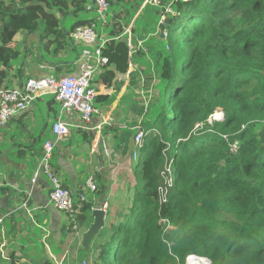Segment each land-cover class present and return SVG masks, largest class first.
Instances as JSON below:
<instances>
[{
    "label": "trees",
    "instance_id": "16d2710c",
    "mask_svg": "<svg viewBox=\"0 0 264 264\" xmlns=\"http://www.w3.org/2000/svg\"><path fill=\"white\" fill-rule=\"evenodd\" d=\"M66 1L76 12L89 2ZM108 1L113 39L104 54L109 64L94 84L100 79L113 83L149 53L148 44L143 49L135 43L141 26L131 27L133 48L123 41L133 15L122 4L138 10L143 0ZM56 2L0 0V69L7 76L21 55L13 45L18 33H37L41 41L52 37L56 50L66 42L64 32L58 30ZM161 2L146 5L154 13L143 16L154 23L164 7L173 10L164 14L170 19L168 28L159 24L167 31L163 47L167 53H157L163 63L162 94L151 113L146 107L142 110L151 120L141 148L146 152L137 165L141 179L127 206L118 208L117 219L107 221L94 237L88 249L92 264H186L192 254L212 264H264V0ZM115 6L119 8L113 10ZM94 20L78 21L72 28ZM147 26L141 37L149 32ZM142 70L135 68L131 85L148 82ZM72 71L73 67L68 70ZM123 84L119 80L117 93ZM104 99L108 106L113 100L99 95L97 102ZM220 110L223 116L211 122ZM168 144L177 177L169 201L161 204L157 187ZM93 208V198L81 190L68 233H75V226L80 229L86 211ZM21 261L14 251L6 264ZM38 264L49 262L41 259Z\"/></svg>",
    "mask_w": 264,
    "mask_h": 264
},
{
    "label": "crops",
    "instance_id": "0c3cea01",
    "mask_svg": "<svg viewBox=\"0 0 264 264\" xmlns=\"http://www.w3.org/2000/svg\"><path fill=\"white\" fill-rule=\"evenodd\" d=\"M117 4L121 7L122 3L117 1ZM122 5L130 9L133 15L130 27L127 29V37H124L130 48L134 47L131 43V27L134 25L141 26V32L145 25H148L146 29L151 27L149 32L146 31L147 36L144 34L141 37V32L135 34V43L139 47L145 49L147 41L156 46V39L161 46L167 43L164 36L167 28L165 30L160 28V20L152 23L149 19H144L145 12L146 14L152 12L148 6L145 8L144 1L138 10L131 9L132 4L129 3ZM149 6L157 5L149 4ZM94 7L96 6L92 0H89L85 8L76 12L71 3L69 4L66 0H57L54 11L59 19L58 30L64 32L66 39L59 50L55 49L57 44H52V37H45L41 41L37 33H18L13 45L21 55L14 62L9 76L4 69H0V87H22L23 83L31 77L57 78L71 73L68 72L71 67L74 71L81 45L79 44V51L78 43L71 39L72 27L78 21L93 19L96 14ZM112 14L113 12L111 18ZM100 35L112 38L105 31ZM21 58H24L23 63ZM144 62L139 59L137 63L131 64L128 74H118L113 83L102 79L95 83L99 95L103 97L106 95L113 99L109 106L106 104V99L96 101L104 114L112 115L110 124L105 125L99 134L98 131L80 128L78 117L68 119L74 121L76 127L72 128L69 136L56 148L53 167L63 185L72 191L77 200L83 190L86 197H93L96 207H101L104 202H108L107 192L99 196L98 200L96 194H91L87 190V178L94 175L97 179L102 177L107 181L108 171L112 167L110 164L115 162L112 161V157L117 159L120 155L133 156L134 152L139 150L135 144L134 127H140L146 134L148 132L146 123L151 119L149 115L141 114V102L134 90L141 88L142 85L130 84L131 74L135 68L143 69ZM119 80L124 81V84L117 93ZM60 108L61 105L56 99L53 102L51 96H46L37 100L25 112L13 117L5 126H0V261H3V264L10 260V254L14 251L16 256L22 259L23 264L30 263L29 258L39 263L45 258L46 247H49L48 241L52 242L54 249L66 243L63 240L67 235L63 233V229L70 219L64 212L49 205L50 182L43 172L37 173L39 161L43 155L44 142L55 138L52 127L60 114ZM132 111L135 114H132ZM101 120L102 118L98 117L93 124L96 125ZM109 152L112 153V157ZM35 177L37 181L33 183L32 180ZM30 190L33 194L29 196ZM110 190L109 196L113 197V190L111 188ZM114 201H117V198ZM109 206H111L110 202H108V208ZM121 206L114 203L111 210L116 211ZM109 216L107 210L106 222ZM90 223L84 232L94 223L93 215ZM66 234L71 235L68 232ZM74 234L72 242H76L75 246L79 249L83 241L82 236L80 237V229H77ZM79 241L81 244L78 243ZM54 258L56 259V255Z\"/></svg>",
    "mask_w": 264,
    "mask_h": 264
},
{
    "label": "built area",
    "instance_id": "2783aa9c",
    "mask_svg": "<svg viewBox=\"0 0 264 264\" xmlns=\"http://www.w3.org/2000/svg\"><path fill=\"white\" fill-rule=\"evenodd\" d=\"M144 6L149 4L161 5V0H143ZM96 6V20L89 25L76 27L71 33V39L81 45L80 54L75 61V70L60 77L40 76L31 77L26 80L22 87L2 88L0 87V126H5L13 117L25 112L37 100L46 96L54 97L61 105L60 114L53 123L52 131L54 139H47L43 145V155L39 161L37 173L43 172L51 185L49 192V205L64 212L68 218L75 215L77 199L72 191L66 188L60 177L55 173L53 167L54 152L58 145L69 136L74 121L68 119L79 118V127L85 130L98 131V134L105 125L110 124L112 115L104 114L97 106L98 88L95 86V78L102 73L109 64V58L104 54V48L113 39L109 36H101L97 33V21L104 26L109 24L108 15L110 4L108 0H94ZM166 12L173 13L172 7L167 6ZM160 23H165L163 14ZM167 37V32H164ZM223 114V113H222ZM102 120L93 124L96 118ZM210 118L215 120L216 113ZM212 122V121H211ZM135 144L139 148L134 152V158L138 159L146 133L140 127H134ZM171 145L168 144L163 151L165 158L164 165L159 172L160 184L157 187V198L161 204L167 203L175 186L177 171L173 157L170 155ZM236 149V146H234ZM36 183L37 177L33 180ZM86 188L90 193H96L97 184L94 175L86 180ZM33 194L30 190L29 196ZM82 196V195H81ZM80 196V197H81ZM84 199V198H82ZM101 208L108 210V202H104ZM163 221L168 222L167 219ZM169 227V226H168ZM186 264H212L206 257L192 254L187 257Z\"/></svg>",
    "mask_w": 264,
    "mask_h": 264
},
{
    "label": "rangeland",
    "instance_id": "374dc122",
    "mask_svg": "<svg viewBox=\"0 0 264 264\" xmlns=\"http://www.w3.org/2000/svg\"><path fill=\"white\" fill-rule=\"evenodd\" d=\"M96 17H97V14H95V17H94L95 20H96ZM108 20L109 22L111 21V7H110L109 15H108ZM97 24L98 26L96 29L99 35L103 33L104 31L106 32V34L110 35L109 25L104 26L101 22H98V21H97ZM146 44H148L146 48H149V53H147V55L142 57L140 60L145 61L143 64L142 77L148 80V82L142 81L140 83L142 87L136 88L134 90L136 91L135 93H137L136 95L138 97V100L141 102L140 103L142 107L141 109L143 110V105H144V107H146L145 110L150 109V113H151V108L155 105L157 99L158 100L160 99L161 94H162L161 90H163V86H164V81L160 77L163 63L161 62V59L160 61L158 60L157 53L162 50V54H164V51H166V49L163 51V47L165 45L163 46L159 45L158 39H156V46H154L153 43L150 44L149 41H147ZM78 47L80 51L79 44H78ZM23 62H24V58H21V63ZM124 78H127V77L124 76ZM148 85H152V86L151 87L149 86L148 88H146L145 86H148ZM220 111H221V115L223 116L222 110ZM142 113L143 111L141 112V114ZM132 114H135V112L132 111ZM213 119L210 118L209 120L214 121ZM145 152H146L145 150H140V154H144ZM110 156L112 157V153H110ZM140 158L141 156L138 159L136 158L133 159L132 155H126V156L120 155L117 157V159L112 157V161H115V162L113 164H110L112 165V167L108 171L107 181L102 179V177H100L99 179L95 177L96 184H98L97 191L96 193H91V194H96L99 200L100 197L104 193L107 192L108 193L107 199H108V202L111 203V206L114 203L115 204L117 203V205H120V206L123 204L127 206L128 199L132 198L133 193L135 192V185L138 184L139 180L141 179L139 175V171H138L139 167L137 166ZM125 169L127 170L126 172L124 171ZM118 180L119 182H117ZM110 188L113 190L112 192L113 197L109 196L110 191H111ZM115 198H117V201H114ZM109 209H110L109 212H111V214L109 218L107 219V221L113 220L115 216H117V212H118V210L116 211L111 210V207ZM91 212L92 210H89V209L86 211L87 219L80 228V233H81L80 237L82 236V238L85 233L84 231L86 230V228H88V225L91 224L90 223V220L92 217ZM111 215H113V217H111ZM219 217L230 218V216L226 214H220ZM116 219L117 217L115 218V220ZM71 223L72 222L66 223L65 225V228L67 229L65 230L66 233L70 232L69 226ZM77 229H78L77 226H75V230ZM66 233H64L65 235H67L66 239L63 240L66 243H63L62 247L60 246L54 249L55 246L52 244V242L48 241L47 244L49 247H46L45 258L44 256L42 258L48 261L49 264H92L93 253L89 252L86 249H82V246H80V248L78 249L75 246L76 242H72V238L73 236L75 237V234L71 233V235H69ZM78 243H80V241ZM54 255H56V259L54 258ZM30 259L32 258H29L30 263L38 264L35 262L36 260L34 261Z\"/></svg>",
    "mask_w": 264,
    "mask_h": 264
},
{
    "label": "water",
    "instance_id": "95a60500",
    "mask_svg": "<svg viewBox=\"0 0 264 264\" xmlns=\"http://www.w3.org/2000/svg\"><path fill=\"white\" fill-rule=\"evenodd\" d=\"M92 3H94L92 1ZM166 7L162 9V13L165 14ZM166 28H168V24L170 23V19L166 18L165 20ZM163 36V32H162ZM123 41L127 42L126 38H123ZM18 86H15V88ZM92 215L94 216V223L89 227V229L83 235L82 246L84 249L88 250L89 246L92 244L94 237H96L100 231L106 225V216L107 211L101 207H96L92 209Z\"/></svg>",
    "mask_w": 264,
    "mask_h": 264
},
{
    "label": "bare ground",
    "instance_id": "6f19581e",
    "mask_svg": "<svg viewBox=\"0 0 264 264\" xmlns=\"http://www.w3.org/2000/svg\"><path fill=\"white\" fill-rule=\"evenodd\" d=\"M216 117H218V118L222 117L221 112H217Z\"/></svg>",
    "mask_w": 264,
    "mask_h": 264
}]
</instances>
